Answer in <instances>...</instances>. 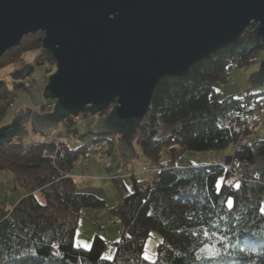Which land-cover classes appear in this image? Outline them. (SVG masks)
I'll return each instance as SVG.
<instances>
[{
	"label": "trees",
	"instance_id": "obj_1",
	"mask_svg": "<svg viewBox=\"0 0 264 264\" xmlns=\"http://www.w3.org/2000/svg\"><path fill=\"white\" fill-rule=\"evenodd\" d=\"M41 41L35 38L23 48H41ZM260 55L262 39L250 26L237 42L195 64L186 76L159 81L151 97L146 126L152 127L156 119L169 126L168 136L156 139L157 130L146 129L145 121L144 127L139 125L136 130L135 142L144 157L163 170L153 188L147 181L130 176L131 191L109 209L121 226L112 258L102 256L105 241L100 236L92 239L88 249L74 245L80 212L102 210L107 205L94 194L74 191L72 179L63 178L80 155L111 141L110 136H91L88 129L84 134L89 139L87 144L77 148L68 140L55 139H47L49 144L37 148L21 149L14 140L0 147L1 157L10 161L9 167L0 165V169L18 167L20 173L46 169L22 199L11 209L0 211V264H264L263 186L250 181L254 174L246 182H227L230 176L217 165L175 168L186 152L210 153L236 143L239 124L230 121L221 127L218 121L261 92L220 98L219 90L234 66L246 67ZM43 56L36 64L43 63L44 58L56 66L49 52L44 50ZM33 71L34 65L14 69L11 90L4 89L6 84L0 81V120L15 91L31 88ZM76 118L69 117L67 126L74 125ZM56 144L60 148L55 152ZM162 148L172 156L164 163L159 161ZM35 151L40 154H34ZM233 158L239 168L253 167L264 158V140L238 146ZM244 161L248 164L243 165ZM256 173L264 179V168ZM15 174L18 184L24 185L23 174ZM221 176L223 181L218 186ZM152 231L158 232L162 241L156 259L150 262L143 252Z\"/></svg>",
	"mask_w": 264,
	"mask_h": 264
},
{
	"label": "water",
	"instance_id": "obj_2",
	"mask_svg": "<svg viewBox=\"0 0 264 264\" xmlns=\"http://www.w3.org/2000/svg\"><path fill=\"white\" fill-rule=\"evenodd\" d=\"M252 24L264 52V0H0V58L42 32L41 48L56 63L43 91L52 112L19 109L0 128V147L26 136L28 124L48 136L69 117L106 112L90 135L119 136L124 167L159 81L186 76ZM250 82L264 83V58ZM261 168L264 158L254 171Z\"/></svg>",
	"mask_w": 264,
	"mask_h": 264
},
{
	"label": "rangeland",
	"instance_id": "obj_3",
	"mask_svg": "<svg viewBox=\"0 0 264 264\" xmlns=\"http://www.w3.org/2000/svg\"><path fill=\"white\" fill-rule=\"evenodd\" d=\"M251 27L254 29L255 25L252 24ZM42 37V32L27 35L22 39L18 46L7 51L0 58V81L2 80L5 82L6 88L4 89L6 90L12 89L11 73L14 69L25 65H34V71L32 74H30V79L32 81L34 80V84H30L31 88H29V90L24 91L22 89L23 93L19 94L16 98L15 94L12 95L8 103V110L4 117L0 120V128L8 125L11 122L14 115L20 109L18 108L19 106L33 109L36 107V105L47 102V104L50 106L41 107L39 111H35L39 113H47L45 111L47 108H49V112H52L53 110L55 101L46 100L43 97V91L49 76L56 72V66L53 64V62H47L44 58L42 59L44 60L43 63L36 64L40 58L44 57V50L42 48H23L24 46L31 44V41H33L35 38L42 39ZM263 58L264 52L263 55L257 56L253 60V63L251 62L252 64H249L246 67L234 66L228 75V81H226V83H224L219 90L220 98H226L230 95H234L236 97L243 96L249 91H253L255 93L261 92V94H258V98H256V100L252 97L250 100H245V102L240 104L239 110L229 111L218 121V124L221 127H223L225 124H228L230 121H236L239 124L240 135L236 143H232L222 150L210 153L186 152L177 161V166L175 168H179V166H183L184 168H196L198 166L200 167V164L206 166L217 165L218 167L222 168L223 171L228 174V176H230V178L227 179V182H246V180H249L250 174H254L252 176L253 179H250V181L256 184H259V181H261L263 184L262 186L264 187V179L262 181L261 178L258 179L256 177L258 176L256 173L257 170L254 171L256 164L250 168H241L245 176L239 175L240 173L234 170L239 166H234V164H232L234 160L233 153L235 149L238 148V146L244 143L253 144L254 142L264 140V83L259 88L252 89L250 82L251 76L258 72ZM2 92L3 91L1 90L0 94ZM256 101H259L260 103L259 108L255 107ZM246 109L248 111H243ZM240 112L244 113L247 119L238 117L237 114ZM147 114L140 123V126L142 127H144L143 125L145 121V126L148 122L147 116L149 118V115ZM248 115H250V117ZM254 116L257 119L256 122H253ZM97 118L98 116H85L83 119H81L80 116H77L75 124L72 126H67L65 122H60L58 124V128L52 130L48 136L43 135L41 132H36L28 126L26 128L27 135L19 141L17 139H14V141L18 142L21 149H25L32 143V139L34 138L41 141L55 139L54 141L66 142L70 136L72 147H81L84 144H87L89 139L84 134L88 129H91L92 124ZM151 122H153V120ZM146 127V129L152 128L153 130H157L156 139H163L168 136L169 126L160 123L156 119H154V124L152 127L150 124ZM110 138L111 141L105 142L106 150L112 158V167L110 169H106L104 167L103 161L99 157V154L95 151V148H92L91 151L86 155H80L75 161L74 167L72 168V185L74 191L78 193L94 194L97 197L105 200L107 205V207L102 210L83 209L80 212L75 228L74 245L88 249L91 245L92 239L95 236H100L105 241V249L102 256L108 259L114 256L116 248L115 244L118 242V240H120L121 237V226L119 220L116 216L110 214L109 209L116 207L121 201L122 197L131 191L132 181L130 176L133 175L137 181H147L150 183L151 188H153L155 183L158 181L160 172L163 170V168H161L159 165L156 163H151L144 157L137 142H134L136 157L131 159L129 163L122 167L124 155L121 154L118 148L119 136H110ZM13 150H18V148L13 147ZM38 152L39 151H35L34 154H40V152ZM42 156H44V152L42 153ZM171 159L172 156L169 154V151L166 148H162L159 161L164 163ZM86 160L87 162H85ZM245 163L248 164L247 161H244L243 165H245ZM0 165L9 167V159L6 157L3 159L0 155ZM152 166L157 169L156 173L146 170ZM15 168L16 169L14 170L0 169V211H7L11 209L14 204H16L27 194L28 189L35 185L38 176H43L44 173H46V169L39 171L30 169L26 173H20L21 170H17L18 167ZM15 171L19 174V176L20 174H23V178L21 177V179H23L24 185L18 184V178L16 177ZM114 179L118 180L116 184L113 181ZM222 181L223 176H221V178L218 180L217 185L220 186ZM262 192L263 199L261 209L264 208V188ZM101 226H104V228H101ZM161 241V235L155 231H152L147 237L144 243L143 252V257H147L145 258L147 261L152 262L156 259L158 245L161 243Z\"/></svg>",
	"mask_w": 264,
	"mask_h": 264
},
{
	"label": "built area",
	"instance_id": "obj_4",
	"mask_svg": "<svg viewBox=\"0 0 264 264\" xmlns=\"http://www.w3.org/2000/svg\"><path fill=\"white\" fill-rule=\"evenodd\" d=\"M34 84V83H33ZM21 93H23V90L21 89V88H19V89H17L16 90V92H15V98L19 95V94H21ZM258 103H259V101H258ZM48 107V106H50L49 104H47V102H44L42 105H39L37 108H35V110H40L41 109V107ZM244 111H248L247 109L246 110H244ZM237 116L238 117H243V119H247V117H246V115L244 114V113H239V114H237ZM249 117H250V115H248ZM80 118L81 119H83L84 117H82V116H80ZM257 121V119H256V117L254 116L253 117V122H256ZM65 123H66V125L68 124V122L67 121H65ZM68 142L71 144V137H69L68 138ZM43 144H47L45 141H41V140H36L35 138L34 139H32V143L30 144V145H28L27 147L28 148H37V147H39V146H41V145H43ZM60 148V145L59 144H56L55 145V152L58 150ZM95 148V151L99 154V157L101 158V160L103 161V164H104V167L106 168V169H110L111 167H112V158H111V155L107 152V150H106V147H105V144L104 145H98V146H96V147H94ZM56 153H54V155H55ZM85 162H87V160L85 161ZM85 162H83V163H85ZM243 168V167H242ZM146 170H148V171H150V172H157V169L154 167V166H152V167H150V168H148V169H146ZM234 170H236L237 172H239L240 174L239 175H241V176H244V173L242 172V170H241V168H239V167H236V169H234ZM154 173V174H155ZM63 178L64 179H72L73 178V172H72V170L71 171H67V172H65V173H63ZM256 178V177H255ZM258 178V177H257ZM256 178V179H257ZM258 180V179H257ZM259 181V180H258ZM259 184L260 185H263L262 183H261V181H259ZM101 228H103V226L101 227Z\"/></svg>",
	"mask_w": 264,
	"mask_h": 264
},
{
	"label": "crops",
	"instance_id": "obj_5",
	"mask_svg": "<svg viewBox=\"0 0 264 264\" xmlns=\"http://www.w3.org/2000/svg\"><path fill=\"white\" fill-rule=\"evenodd\" d=\"M43 104V103H42ZM42 104H39V105H42ZM39 105H36V107L35 108H37ZM18 108H20L21 110H24L25 109V107H23V106H19ZM35 108H33V109H31V110H35ZM28 109V108H27ZM49 108H47L45 111L47 112V113H39V114H48V113H51V112H49V110H48ZM19 111V110H18ZM31 127L34 131H35V129L30 125V124H28V125H26L25 126V129L27 128V127ZM37 132V131H36Z\"/></svg>",
	"mask_w": 264,
	"mask_h": 264
},
{
	"label": "bare ground",
	"instance_id": "obj_6",
	"mask_svg": "<svg viewBox=\"0 0 264 264\" xmlns=\"http://www.w3.org/2000/svg\"><path fill=\"white\" fill-rule=\"evenodd\" d=\"M231 72V71H230ZM253 99H255L256 100V98H258V96L257 95H255V96H251ZM255 107L256 108H259L260 107V103H258L257 101H256V104H255ZM239 110V109H238ZM244 111V110H243ZM238 113V112H237ZM47 144H49L48 142H46ZM232 164H234V162L232 163ZM235 165H237V164H234V166ZM245 176V175H244ZM255 177V176H254ZM257 177V176H256ZM259 179V178H258ZM262 181H263V179H261ZM264 182V181H263ZM264 188V187H263Z\"/></svg>",
	"mask_w": 264,
	"mask_h": 264
},
{
	"label": "snow or ice",
	"instance_id": "obj_7",
	"mask_svg": "<svg viewBox=\"0 0 264 264\" xmlns=\"http://www.w3.org/2000/svg\"><path fill=\"white\" fill-rule=\"evenodd\" d=\"M237 187H239V185H237ZM228 206L231 207V200H229ZM261 211L264 212V208H262ZM145 258H147V257H145Z\"/></svg>",
	"mask_w": 264,
	"mask_h": 264
}]
</instances>
